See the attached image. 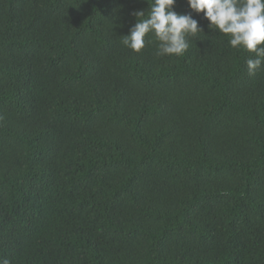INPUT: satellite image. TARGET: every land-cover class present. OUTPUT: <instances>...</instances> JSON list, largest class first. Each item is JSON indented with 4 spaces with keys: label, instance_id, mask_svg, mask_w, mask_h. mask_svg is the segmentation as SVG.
<instances>
[{
    "label": "trees",
    "instance_id": "trees-1",
    "mask_svg": "<svg viewBox=\"0 0 264 264\" xmlns=\"http://www.w3.org/2000/svg\"><path fill=\"white\" fill-rule=\"evenodd\" d=\"M152 0H149V4ZM147 0H0V257L264 264V66L203 32L124 46Z\"/></svg>",
    "mask_w": 264,
    "mask_h": 264
},
{
    "label": "clouds",
    "instance_id": "clouds-1",
    "mask_svg": "<svg viewBox=\"0 0 264 264\" xmlns=\"http://www.w3.org/2000/svg\"><path fill=\"white\" fill-rule=\"evenodd\" d=\"M149 4V0H147ZM177 0H152L147 9L133 13L136 23L124 35L122 44L140 52L151 41L154 33L157 56H182L189 49V36L203 32L199 22L190 13L174 10ZM188 6L197 13L203 12L208 27L230 36L232 48H243L254 54L246 60L249 76H254L264 66V0H187ZM0 264H12L0 257Z\"/></svg>",
    "mask_w": 264,
    "mask_h": 264
}]
</instances>
